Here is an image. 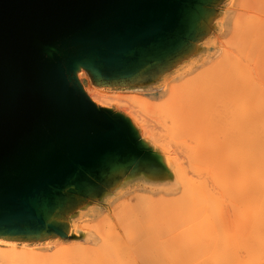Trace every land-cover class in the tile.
Segmentation results:
<instances>
[{"label": "water", "instance_id": "water-1", "mask_svg": "<svg viewBox=\"0 0 264 264\" xmlns=\"http://www.w3.org/2000/svg\"><path fill=\"white\" fill-rule=\"evenodd\" d=\"M226 0H0V237L75 239L69 218L120 184L171 177L130 119L90 100L192 56Z\"/></svg>", "mask_w": 264, "mask_h": 264}, {"label": "bare ground", "instance_id": "bare-ground-1", "mask_svg": "<svg viewBox=\"0 0 264 264\" xmlns=\"http://www.w3.org/2000/svg\"><path fill=\"white\" fill-rule=\"evenodd\" d=\"M232 1L246 3L250 0ZM253 2L264 7V0ZM222 31L233 36L234 41H229V44L242 45L245 49L246 44L254 40L258 54L257 75L261 74L257 77H261L259 81L262 77L264 80V18L259 16L242 18L239 14L226 15L222 22ZM226 62L230 69L235 70L242 79L245 78L239 61H233L228 57ZM220 65L208 70L206 67L202 68L193 76L187 77L186 74L192 72L195 67L193 63L182 74L179 73L177 76L181 79L179 83L176 81L172 83L171 80L168 82L166 78L163 83L166 95L163 103H154L151 99L137 94L123 97L128 99L124 101L125 103L132 105L134 101L144 113L148 112L153 116L156 114L157 118L159 114L162 118L161 114L164 112L163 115L169 117L166 120L172 119L170 126L177 124L176 129L182 130L176 133L181 132V135L185 133L191 143L188 145L189 141L186 140V136L184 139L183 134L180 138L186 143L184 144L186 149L182 147L178 149L180 147L178 145L176 149H172L171 143L176 146L179 142L174 143L171 137L168 138L167 133L161 134H167L165 136L170 140V145L167 146L168 140L163 142L160 140L163 137L155 134L143 116H140L143 113L137 114L139 108L134 109V104L129 105L133 111L130 109L128 112L126 110L130 107L127 105L129 108H126L124 104L125 116L138 130L140 137L148 145L161 150L163 163L172 174L178 191L177 197L158 196L159 199L156 201L152 196L136 193L141 208L140 206L137 208V204L135 208L141 209V213L144 208L150 210V221L156 217L159 219L158 222L163 223L172 216V222H165L172 223L170 231L165 229L164 232L162 229L161 232V228L156 231L155 227H161V224L156 223L158 225L156 226L153 223L152 227L155 229L153 230L156 231L154 232L150 227L151 222L150 225L147 223L153 233L150 229H148L150 232L145 230L149 244L144 243L146 250L139 254L144 264H264V88L258 87L260 85L257 86L254 79L251 106L237 103L235 109H231L228 103L223 102L222 105L227 112L226 118L222 121L224 128L215 131L217 121L214 122L215 118L208 120L207 116L201 115L202 110L204 111L203 105L200 116L197 117L196 107L199 98L197 99L196 95L198 93L201 96L202 91L207 90V71L217 76L220 72L216 69ZM263 82L260 83L263 85ZM213 88L212 86L210 90ZM83 89L97 105L89 91L84 87ZM101 107L116 108L106 105ZM160 121L158 119V122ZM161 122V126L165 128L163 120ZM167 124L169 125V122ZM172 130L175 131L174 128ZM144 179L152 182L148 178ZM167 205V211L170 212L162 213V210L166 211L163 206ZM160 218L165 220L162 221ZM96 223L98 224L92 225L91 222H87L79 226L70 224L67 233L74 236L75 240L67 244L56 239L44 242L45 246H37L39 243L18 242L14 237H0V264H136L133 257L135 252L138 254L140 235L135 238L130 236V241L125 246L117 235L116 238H111L109 234L111 229L105 230L104 223L98 221ZM107 227H110L109 224ZM177 229L179 233H174L175 236L171 231ZM80 231L87 233L92 231L91 233L95 235L91 238L94 237L96 240L92 243L81 242ZM166 233L172 237H167ZM163 234L167 237L164 240ZM150 240L151 244L148 242ZM51 241H54V250L48 253L45 249L50 247Z\"/></svg>", "mask_w": 264, "mask_h": 264}, {"label": "rangeland", "instance_id": "rangeland-1", "mask_svg": "<svg viewBox=\"0 0 264 264\" xmlns=\"http://www.w3.org/2000/svg\"><path fill=\"white\" fill-rule=\"evenodd\" d=\"M217 11H218V15H217V19H215V21L213 23L214 26L211 28V31L209 32V34L201 42H199L198 49L196 50V52L192 56H190L192 59L189 57L188 59L183 60L178 65H176L178 67L180 66L179 69H178V67L175 66L174 68L167 71L166 73H164L162 76H160L158 79H156L155 81H153L151 83L137 84V85L125 86V87H108V86L99 87L93 83V81H92L91 77L88 75V73L82 69L78 73L79 80L83 84V87L86 90H88L89 93L92 95V97L95 99L98 106H100V107L105 106V105L109 106V107L115 106L117 109L112 108L114 111L120 112V113L125 115V113L123 111V109L126 110L124 107V104H125L126 108L130 104H127L124 102V101L128 100V99L123 98L124 96L130 95L132 97L133 94H137V95H141L144 98L151 99L152 101H154V103H157V104L163 103L164 97H166V95L164 93L163 83H164V80L166 78H168V82H170V80H171L172 83L173 82L179 83L181 81V79H180V77H177V76L182 74L184 71H186L188 69V67L193 63L195 65V67L193 68L192 72L186 74L187 77L193 76L194 74H196V72L198 70L201 71L202 68L204 69L206 67L208 70L210 68H216V66L218 64H221L216 69V70H219V72H220L217 76L214 75L212 72L207 71V90H205V91L203 90L202 91L203 93L201 96L198 93L196 95L197 99L199 98V100L197 101L199 103L196 107V114H197V117L200 116L201 107L203 105L204 111L202 110L201 115L207 116L208 120L215 118L216 120L214 119V122L217 121L216 125H215V127H216L215 131L222 130L224 128L222 121L224 120V118H226V114H227L222 103L223 102L228 103V105H229V107H231V109H235L234 106H236L237 103H245L248 106H251V105H253V97H252L251 90L253 87L254 79H256V81H257L256 82L257 86L260 85L258 87H261L262 89L264 88L263 87L264 84L262 85V83H260V82L264 81V80H262L263 77H262L261 81H259L261 77L260 78L257 77L259 75V74L257 75V73H259V71H258V68L256 67L258 54L256 51V46H255L254 40L252 42L250 41L249 44H246V47H247L246 49L242 45L236 46L234 44L231 45L232 43L229 44L228 43L229 41H231V42L234 41L233 36L229 33H228V35L224 34V32L222 31V22H223L224 17L226 15H234V16L236 15L237 16L239 14V16H241L242 18H246L247 16H249V17L259 16V17L264 18V7L255 4L253 2V0L247 1L246 3L245 2L234 3V1H232V0H226L224 3L221 4L220 7H218ZM241 49H242V51H241ZM228 57H230V59H233V61L236 60V61H239L240 64H242V69H243L242 73L245 75L244 79H242L239 76V74L235 72V70L230 69V67L227 65L226 59ZM185 62H186V64H181V63H185ZM175 72H177V74ZM178 79H179V81H178ZM212 86L214 88L212 90H210ZM161 95H162V97H161ZM202 96H204V97H202ZM131 101H133V100L131 99ZM129 103H131V102H129ZM132 103L134 104L135 102L133 101ZM132 105H130V106H132ZM134 105H135L134 109H136L135 107H137V109L139 108V106H136V104H134ZM131 108L132 107H130L129 110H126V111L129 112ZM120 109H122V111ZM135 111L136 110H134V112ZM141 112L143 114H140V116L141 115L143 116L142 118L145 119L146 122L148 123V125H150L152 127V130L156 132V133L155 132L154 133L156 135H159L160 137H163L161 139L159 137L158 139L162 140V142H163V140H168V138L171 137L170 139L175 141L174 143H177V142L180 143V144L177 143L176 146H173L172 143L170 145V143H169L170 140H168L169 144H167V146L170 145L172 147V149H176L175 147H178V146H180L178 149H181V147L183 149L186 146V145H184L186 143L182 142V139L180 137L184 134L183 137L185 139V136L187 137V135L185 133H182V135H181V132L176 133V132H179L182 130L179 129V131H178V129H176L175 126H177V124H175V126L173 124L172 125L173 127L170 126L171 125L170 121L172 119L170 121L166 120L169 117L167 118L166 114L163 115L164 112L161 114L163 116L162 118H161V116H159L160 114L159 115L157 114L159 117V118H157V116H155L156 114H154V116H153L152 114H149L148 112L144 113L142 108H139L138 113L137 112H135V113H137L139 115V113H141ZM160 118L163 120V124H164L165 128L163 126H161L160 122L162 120ZM158 119H159V121L160 120L161 121L158 122ZM168 122H169V125L167 124ZM158 126H161V127H158ZM209 126H210V124H209ZM153 127H154V129H153ZM172 128H174L175 131H173ZM164 133L168 134V135L165 134L168 136V138L165 135H161ZM178 134H180V135H178ZM164 137H166V138L164 139ZM176 139H177V141H176ZM187 139L189 141V137H187L186 140ZM186 140H184V141L186 142ZM165 142L167 143V141H165ZM189 144L191 145L190 141H189L188 145ZM184 149H186V148H184ZM187 149H188V147H187ZM154 150L161 153L160 149L154 148ZM151 183H153V181L148 182L143 177H138V178H135V179H132V180L125 182L123 185L120 184L121 186H119L117 190L111 191L110 193H108L103 198H101L97 201L88 203L83 209H80L77 213L72 215L69 218V221L71 224H74V225L77 224L78 226L83 225L87 222H91L92 225L98 224V223H96L97 221L99 223H102V224L104 223L105 226L103 225V227L105 230H107V228L108 229L110 228L111 229V230L109 229L110 231H114L116 233V234L113 232L110 233V231H109L111 238H116L118 236L117 238H119L121 243L125 246L128 245V242L130 241L129 240L130 236L135 238L138 235H140V237H138L139 238L138 254H136L137 252H135L134 257H133V261H135L136 264H144L142 259L139 257V254H141L142 252H144L146 250L145 244H147V245L149 244V243H147V238H148L146 236L147 234H145L146 233L145 230L150 229L149 228V225H150L149 222H151L150 227L152 230L154 229L152 227L153 223H155V225L157 223L159 225L161 224L160 225L161 227H158V228L155 227V229H157L156 231H159L160 228H161V232H162V229L164 230V232H165V229L167 231H170V229H172L171 227H173L172 223H165V222H168V221L172 222V218H171L172 216L169 217V219H167V217H168L167 216L165 218V219H167L166 221H163L165 219L160 218V220H162L163 223H160L161 221L158 222L159 219H157L156 217H153L152 221H150L151 220L149 217V214L151 212L150 210H148L147 208H144L145 211H144V209L142 210L143 214L141 213V209L140 210L138 209L140 211V213L137 210V208L140 206V205H138V203L140 201L138 200V198H136V196H137L136 193H138V195L141 194L142 196H149V197L152 196L153 198H155V201L158 200L159 197L161 198L163 196H165V197L173 196L171 198H174V196L177 197V195H178L176 185L173 182L172 174H171V177L168 179L155 181V183H153V184H151ZM137 197H139V196H137ZM156 197H157V199H156ZM136 204L138 205L137 208H135ZM164 206H163V208L166 209V211H167L168 205L166 207H164ZM140 208H141V206H140ZM166 211L162 210V213L164 212V213L168 214V212H170V211H167V212ZM170 218H171V220H170ZM99 219H101L102 221L101 220L99 221ZM145 221H148V222H145ZM175 221H176V219H175ZM176 222H174V223H176ZM145 223H146V225H145ZM108 224L110 227H107ZM167 224L168 225L171 224L172 226L171 225L168 226ZM147 225H148V228L146 227ZM166 225H167V228H166ZM156 226H158V225H156ZM151 229H150V231H151V233H153ZM177 230L171 231L172 234L176 236V234L179 233V230L178 231ZM148 231H147V233H148ZM156 231H154V232H156ZM80 232H81V238H80L81 242H91V243L93 242L94 237L91 238V236H94L95 234L91 233L92 231L88 232V233L85 231H80ZM142 233H144V234H142ZM174 233H176V234H174ZM164 234H163V238H162L163 240H164V238H167L168 236L172 237L171 235H167L169 233H166L167 237H166V235L164 237ZM56 239H60V238H56ZM56 239H50V240H56ZM60 240H61L60 242L67 244V243H71L75 239L70 238V239H60ZM44 242H46V241L34 242V243L35 244L39 243L37 246H45V244H43ZM148 242H150V244H151V240ZM40 244H43V245H40ZM53 244H54V241H51V243L49 244L50 247L45 249L48 253L49 252L52 253V251L54 250ZM141 245H144V246L141 247ZM143 247H144V250H143ZM147 247H149V246H147Z\"/></svg>", "mask_w": 264, "mask_h": 264}]
</instances>
